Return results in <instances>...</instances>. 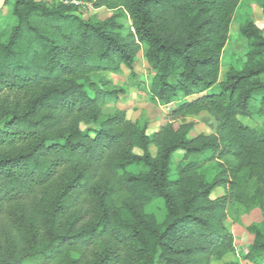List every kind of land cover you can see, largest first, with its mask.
I'll return each instance as SVG.
<instances>
[{"label":"trees","instance_id":"obj_1","mask_svg":"<svg viewBox=\"0 0 264 264\" xmlns=\"http://www.w3.org/2000/svg\"><path fill=\"white\" fill-rule=\"evenodd\" d=\"M80 1L111 14L83 19L39 0L0 8V264H213L235 253L230 210L264 211V123L241 119L264 117L261 29L239 26L247 47L221 76L242 0ZM140 52L150 100L167 107L151 136L124 110L103 114L124 90L92 78L134 76ZM200 112L213 131L189 137L194 123L179 120ZM248 231L250 257L264 254V214Z\"/></svg>","mask_w":264,"mask_h":264},{"label":"rangeland","instance_id":"obj_2","mask_svg":"<svg viewBox=\"0 0 264 264\" xmlns=\"http://www.w3.org/2000/svg\"><path fill=\"white\" fill-rule=\"evenodd\" d=\"M2 2L3 0L0 1V8L5 13L7 9L2 6ZM47 3L50 4V2ZM262 3H264V0H242L236 9L230 25L228 41L222 53L221 76L230 64L234 63L235 59L241 57L247 47V41L239 33V26L247 19H252L259 26L264 36ZM75 13L83 19L94 21L103 20L111 14L106 10H95L90 6H81L75 10ZM119 21L128 25V21L124 18H120ZM133 70L134 76H131V73L125 67H122L116 74L98 73L94 74L92 78L95 81L98 79L107 80L114 86L124 90V95L116 103H106L102 106L103 114H110L115 109L124 110L130 121L139 120L141 123H145L147 126L146 133L151 136L158 126L166 122L167 107L150 100L148 91L154 71L150 69L141 52L137 55ZM254 107H256V104ZM241 119L251 126H259L264 123V117L258 114L252 115L251 118ZM179 122L194 123L193 129L188 134L189 137H194L199 133H210L214 128L212 119L204 112L182 118ZM88 127L87 124H81L82 130ZM149 151L152 155H155L154 146H150ZM134 152L141 153L138 149H134ZM182 154V151L174 153L172 170L175 169ZM220 193H222V190L216 189L212 196L215 197ZM259 204L264 206V195ZM263 214L264 211L261 207L247 209L240 204H235L225 220V226L234 238L235 253L227 254L220 261L213 264H264V254L250 257L253 236L248 231L251 224L258 223L263 219Z\"/></svg>","mask_w":264,"mask_h":264},{"label":"built area","instance_id":"obj_3","mask_svg":"<svg viewBox=\"0 0 264 264\" xmlns=\"http://www.w3.org/2000/svg\"><path fill=\"white\" fill-rule=\"evenodd\" d=\"M39 1H43V2H50L51 3H61L63 5H66V6H72V7H81V6H84L85 3H83L82 1L80 0H39Z\"/></svg>","mask_w":264,"mask_h":264},{"label":"crops","instance_id":"obj_4","mask_svg":"<svg viewBox=\"0 0 264 264\" xmlns=\"http://www.w3.org/2000/svg\"><path fill=\"white\" fill-rule=\"evenodd\" d=\"M1 1V0H0ZM3 3V2H2ZM95 10H106L104 8H100V9H95ZM108 13L110 12L109 10H106ZM111 13V12H110Z\"/></svg>","mask_w":264,"mask_h":264}]
</instances>
